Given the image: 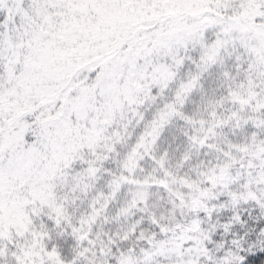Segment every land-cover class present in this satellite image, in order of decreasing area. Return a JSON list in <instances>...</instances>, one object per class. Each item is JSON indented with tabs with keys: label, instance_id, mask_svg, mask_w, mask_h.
Here are the masks:
<instances>
[{
	"label": "snow or ice",
	"instance_id": "1",
	"mask_svg": "<svg viewBox=\"0 0 264 264\" xmlns=\"http://www.w3.org/2000/svg\"><path fill=\"white\" fill-rule=\"evenodd\" d=\"M0 264H264V0H0Z\"/></svg>",
	"mask_w": 264,
	"mask_h": 264
}]
</instances>
